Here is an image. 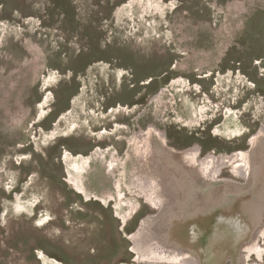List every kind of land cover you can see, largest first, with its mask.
Wrapping results in <instances>:
<instances>
[{"label":"rangeland","instance_id":"374dc122","mask_svg":"<svg viewBox=\"0 0 264 264\" xmlns=\"http://www.w3.org/2000/svg\"><path fill=\"white\" fill-rule=\"evenodd\" d=\"M225 185L264 200V0H0V264H264V219L169 261Z\"/></svg>","mask_w":264,"mask_h":264},{"label":"bare ground","instance_id":"6f19581e","mask_svg":"<svg viewBox=\"0 0 264 264\" xmlns=\"http://www.w3.org/2000/svg\"><path fill=\"white\" fill-rule=\"evenodd\" d=\"M252 143H254V141ZM164 152H165V150H164ZM162 154H163V152H162ZM157 155H159V154H157ZM238 155L240 156V154H238ZM144 157H140L141 158L140 162H145ZM186 157H187V160L190 161L188 156H186ZM158 159H160V158H158ZM169 159H171V158H169ZM210 159L211 158H207L208 161H210ZM168 162H169V160L167 161V163ZM173 162H175V161H173ZM146 164H148V163H146ZM156 164H158V163L156 162ZM150 165H152V164H150ZM170 165H172V164H170ZM170 165H168L167 167H169ZM182 165H183V163H182ZM190 165H188V166H190ZM188 166L186 168H188ZM162 167H166V165L164 166V164H163ZM167 167H166V169H167ZM171 168L173 169V167H171ZM178 168H177V170H178ZM174 170H173V172L171 171V174L175 173ZM168 171H170V170H168ZM219 171H220L219 166L215 165V167L211 168L209 176H212V175L216 176L215 174H219ZM182 172H184V171H182ZM162 173L163 172L161 171V174ZM188 173H189V170H188ZM167 174H170V172ZM177 174L179 175V172ZM234 174L238 177L245 178L246 181H248V183L250 181H252V179H254L252 176H250L249 169L246 168V165L239 164L234 169ZM173 175L175 176V174H173ZM174 176H173V178H174ZM165 177L166 176H164V178ZM171 177H170V179H171ZM175 178H177V177H175ZM148 179H150V178H148ZM153 179H151V180H153ZM182 179H183V177H182ZM165 180L167 181L168 179H165ZM148 181H150V180H148ZM166 181H165V183H166ZM175 182H177V179ZM183 182H185V181H183ZM253 183L255 184V179H254ZM165 187L166 186H164L163 189H165ZM160 190H162V189H160ZM168 190H167V192H169ZM258 191L259 192H257V194L264 196V189L263 188H259ZM171 192H174V191H171ZM208 192L209 193L202 192L203 194H200V195L198 192V194H197L198 196L193 197L192 200L190 201V203L183 209V212L181 213L180 217H182V221H184L186 225L188 224L187 225L188 226V233L185 234V237H183L181 234L182 233L181 232V225H179V224L177 225V227L176 226L174 227V230H173V231H175L174 235L172 234V232L170 230H168L169 232H171V234L168 233V235H171L170 237H172V240L174 239L170 243L172 245H174V248L176 247L175 249H173V251L172 250L169 251V257H171V260H169V261L179 262L176 260H178V259L179 260H186V257L188 254L187 252L192 250V248H193L194 244L196 243V241L198 240V238L204 237L206 240L211 241L214 236H220L219 238L222 237L221 241H223V243H228L227 241H229V240L233 241V242H235V241L237 242L240 240L239 235H240V237L244 236V235H241V233H243L242 229L244 227L249 228L250 230L252 229L251 231H253L254 228H256V227L259 228L258 224L260 225V220L264 219V200H261L259 197H257L253 202H251V200H247L246 199L247 198L246 197L247 191H245L243 193L241 188H238L237 186H234V185L233 186L232 185L226 186L225 185L224 188H223V186L222 187H215V188L210 189ZM174 194H176V193H174ZM149 196H150V194H149ZM166 196H167V194H166ZM173 196H171V197H173ZM176 197L177 196H175L174 198H176ZM160 198H162V197H160ZM160 198H159V200H160ZM159 200H156V198H155L153 200V202H151V203L155 207L157 206V207H160L163 209L164 203L159 202ZM174 203L176 204V202H174ZM168 206H169V204H168ZM165 221L167 222V220L163 221L164 222L163 227L166 226ZM249 223H250V226H249ZM255 225H256V227H255ZM258 228H256V229L258 230ZM227 237H229V240H226V239L224 240V238H227ZM217 258L218 257L216 256V254L209 253L208 260H207L208 264H216L218 262Z\"/></svg>","mask_w":264,"mask_h":264},{"label":"flooded vegetation","instance_id":"af4514ba","mask_svg":"<svg viewBox=\"0 0 264 264\" xmlns=\"http://www.w3.org/2000/svg\"><path fill=\"white\" fill-rule=\"evenodd\" d=\"M254 141V139L253 140H251V144H252V142ZM145 140L143 141V143H141V151H144V146H145ZM143 148V149H142ZM186 154V156H188V158L190 159V160H192V159H194V158H192V157H194L193 155L194 154H198V148H196L195 150H191L190 152H186L185 153ZM105 162H106V160H105ZM104 162V160H103V163H105ZM106 164H107V162H106Z\"/></svg>","mask_w":264,"mask_h":264},{"label":"crops","instance_id":"0c3cea01","mask_svg":"<svg viewBox=\"0 0 264 264\" xmlns=\"http://www.w3.org/2000/svg\"><path fill=\"white\" fill-rule=\"evenodd\" d=\"M103 159V158H102ZM104 160V159H103ZM103 160H102V164H103Z\"/></svg>","mask_w":264,"mask_h":264}]
</instances>
